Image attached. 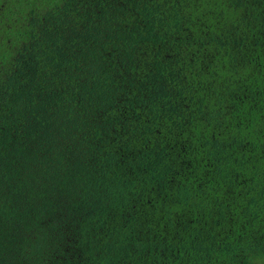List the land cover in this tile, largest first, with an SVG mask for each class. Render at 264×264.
I'll return each instance as SVG.
<instances>
[{
    "label": "trees",
    "instance_id": "obj_1",
    "mask_svg": "<svg viewBox=\"0 0 264 264\" xmlns=\"http://www.w3.org/2000/svg\"><path fill=\"white\" fill-rule=\"evenodd\" d=\"M0 264H264V0H0Z\"/></svg>",
    "mask_w": 264,
    "mask_h": 264
}]
</instances>
